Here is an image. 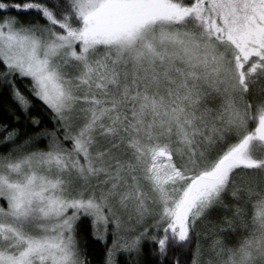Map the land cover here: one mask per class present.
<instances>
[{
	"label": "snow or ice",
	"instance_id": "1",
	"mask_svg": "<svg viewBox=\"0 0 264 264\" xmlns=\"http://www.w3.org/2000/svg\"><path fill=\"white\" fill-rule=\"evenodd\" d=\"M185 249L264 264V0H0V264Z\"/></svg>",
	"mask_w": 264,
	"mask_h": 264
},
{
	"label": "trees",
	"instance_id": "2",
	"mask_svg": "<svg viewBox=\"0 0 264 264\" xmlns=\"http://www.w3.org/2000/svg\"><path fill=\"white\" fill-rule=\"evenodd\" d=\"M195 245H196V237H195V234H193L192 248H195ZM93 259L95 261H98L100 259L98 252L93 255ZM179 259L181 261V264H190V260H191L190 250H188V249L183 250V252L179 255Z\"/></svg>",
	"mask_w": 264,
	"mask_h": 264
}]
</instances>
